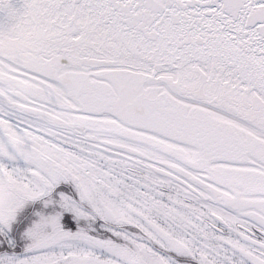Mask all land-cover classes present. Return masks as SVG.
<instances>
[{"label":"snow or ice","instance_id":"1","mask_svg":"<svg viewBox=\"0 0 264 264\" xmlns=\"http://www.w3.org/2000/svg\"><path fill=\"white\" fill-rule=\"evenodd\" d=\"M0 264H264V0H0Z\"/></svg>","mask_w":264,"mask_h":264}]
</instances>
